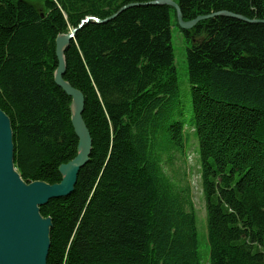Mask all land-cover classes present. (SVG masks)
<instances>
[{"label": "trees", "instance_id": "obj_1", "mask_svg": "<svg viewBox=\"0 0 264 264\" xmlns=\"http://www.w3.org/2000/svg\"><path fill=\"white\" fill-rule=\"evenodd\" d=\"M152 1L0 0V109L26 182H59L76 155L55 39L87 16L103 20L84 23L65 51L92 146L73 191L39 208L52 223L47 264H202L191 186L174 169L192 146L207 264H264V23L236 17L264 18V0H175L185 21L234 15L191 29ZM173 25L187 44V119Z\"/></svg>", "mask_w": 264, "mask_h": 264}, {"label": "water", "instance_id": "obj_2", "mask_svg": "<svg viewBox=\"0 0 264 264\" xmlns=\"http://www.w3.org/2000/svg\"><path fill=\"white\" fill-rule=\"evenodd\" d=\"M151 4L168 5L174 8L177 24L181 29H190L198 21L214 16L233 14L220 11L199 15L191 20H183L179 5L173 0H154ZM133 4L122 6L118 11ZM116 13L107 17L113 18ZM238 19L263 22L262 19L248 20L242 16ZM93 20L103 21L87 16L77 28L67 33L58 34L55 39V56L57 65L53 80L62 91L70 97V122L77 137L76 155L67 163L58 167L60 181L49 184L41 180L24 181L14 167V145L10 118L0 109V264H47L50 246V217L40 214V206L52 198L68 196L74 189L77 175L89 159L92 139L82 118L84 95L63 79L66 68L65 51L74 38L76 30L84 23Z\"/></svg>", "mask_w": 264, "mask_h": 264}, {"label": "rangeland", "instance_id": "obj_3", "mask_svg": "<svg viewBox=\"0 0 264 264\" xmlns=\"http://www.w3.org/2000/svg\"><path fill=\"white\" fill-rule=\"evenodd\" d=\"M175 1V0H173ZM171 44L174 53V64L177 73V80L179 85V97L183 102L184 110V119L189 118L191 115V105L189 100V83L187 80V69H186V41L183 37L182 32L178 29L176 25L171 27ZM193 142V141H192ZM196 142V141H195ZM196 147V144H195ZM194 147L189 150L187 161L185 166H180L179 162H175V167L178 165L177 172L180 175L182 169L186 170V179L188 180L191 186V195L192 200L195 206V210L198 216V229H199V238H200V257L201 263L207 264V248L205 244V204L204 198L201 191V186L199 182L198 166L196 163V154L194 152ZM176 171V170H175ZM168 175H172V171L168 168L166 169ZM177 174V173H176ZM178 175V176H179Z\"/></svg>", "mask_w": 264, "mask_h": 264}, {"label": "bare ground", "instance_id": "obj_4", "mask_svg": "<svg viewBox=\"0 0 264 264\" xmlns=\"http://www.w3.org/2000/svg\"><path fill=\"white\" fill-rule=\"evenodd\" d=\"M191 29V28H190Z\"/></svg>", "mask_w": 264, "mask_h": 264}]
</instances>
